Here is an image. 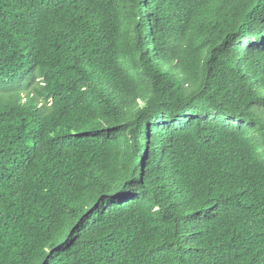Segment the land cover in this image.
<instances>
[{
    "label": "trees",
    "instance_id": "trees-1",
    "mask_svg": "<svg viewBox=\"0 0 264 264\" xmlns=\"http://www.w3.org/2000/svg\"><path fill=\"white\" fill-rule=\"evenodd\" d=\"M0 264H264V0H0Z\"/></svg>",
    "mask_w": 264,
    "mask_h": 264
}]
</instances>
